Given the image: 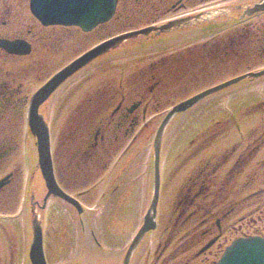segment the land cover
Here are the masks:
<instances>
[{"label":"rangeland","instance_id":"obj_1","mask_svg":"<svg viewBox=\"0 0 264 264\" xmlns=\"http://www.w3.org/2000/svg\"><path fill=\"white\" fill-rule=\"evenodd\" d=\"M7 2L0 0V34L22 33L32 42L33 53L12 61L0 56V84L7 83L14 93L20 90L9 102L13 108L7 104L13 113L0 110V151L8 152L0 159V180L15 174L0 192V264H28L31 244L32 210L26 204L30 168L24 160L31 138L17 110L19 101L98 44L100 38L111 37L112 32L204 14L197 26H175L177 35L171 46L168 41L133 39L122 53L99 59L76 75L51 101L54 105L48 121L61 184L71 194L80 195L88 210L85 220L95 223L96 238L113 254L110 258L120 254L121 260L152 196L149 159L165 114L195 94L264 69V8L245 19L231 18L237 13L233 14L236 5L262 0H171L170 4H165L166 0H119L116 19L93 34L42 27L29 11V0H13L16 8L13 11L10 7V12ZM207 25L217 28L206 33L201 28ZM62 31L68 37L57 36ZM253 80L210 96L177 118L168 130L162 155L158 228L142 244L145 255L138 258L139 264H159L156 258L162 251L169 259L176 255V264L184 263L186 252L179 248L185 245L187 249L186 242L199 230L194 224H183L186 216L182 218L180 213L185 197L195 198V190L198 193L205 184L207 197L200 194L195 203L213 207L217 214L231 210L232 217L223 224L233 223L243 214L248 216L252 209L245 210L246 204L256 207L257 193L264 194V78ZM135 104V129L132 131L129 123L119 127V117L125 112L121 105L131 108ZM97 129L101 133L95 141ZM133 136L137 142L123 154ZM93 143L96 146L91 147ZM81 147L82 152L90 148L89 163L92 166L95 160L97 170L90 177L65 176L64 169L70 170L68 164ZM77 160L82 165L77 173H84L79 157ZM37 211L45 222L47 263L79 264L87 251L82 243L91 240L88 227L83 229L74 214H65V208L56 202L50 201L42 213ZM93 246L92 239L91 253L102 256L104 249L99 252ZM107 260L111 264L112 259Z\"/></svg>","mask_w":264,"mask_h":264},{"label":"water","instance_id":"obj_2","mask_svg":"<svg viewBox=\"0 0 264 264\" xmlns=\"http://www.w3.org/2000/svg\"><path fill=\"white\" fill-rule=\"evenodd\" d=\"M117 0H44V6L40 5L38 17L46 24H60V25H77L85 31L106 22L111 19L116 8ZM264 5H256L255 11H260ZM183 21H177L159 28L160 31L165 32L172 29V27L179 26ZM188 23V21H186ZM151 30H144L139 33H131L109 40L106 43L99 45L92 51L72 63L65 70L57 74L51 81H49L34 97L33 107L30 111V121L32 129L35 128L38 133L43 131L41 121L38 116V106L43 103L68 77L72 76L79 69L88 65L95 58L114 49L121 42L129 38H134L138 34L146 35ZM14 46V45H11ZM11 49V47H9ZM264 76V71L258 73H251L240 77L238 79L227 82L221 86L213 88L181 105L176 107L164 120L158 130L155 146H154V164H155V193L151 203V207L145 218V223L135 240L133 241L128 251V258L132 252L138 247L147 232L156 227V210L159 195V162L161 142L165 130L171 120L180 112H183L194 104L204 99L206 96L226 89L234 84H237L245 79H256ZM38 140V150L40 155V164L42 166L43 176L46 186L49 190V195L57 193V186L54 180L53 168L49 152V140ZM33 229V242L31 245L30 258L32 264H46L43 254V237L40 222L35 219L32 222ZM221 264H264V242L260 240H252L249 242H242L236 244L231 251L227 254Z\"/></svg>","mask_w":264,"mask_h":264},{"label":"flooded vegetation","instance_id":"obj_3","mask_svg":"<svg viewBox=\"0 0 264 264\" xmlns=\"http://www.w3.org/2000/svg\"><path fill=\"white\" fill-rule=\"evenodd\" d=\"M182 0H177V3L181 2ZM171 0H166L165 4H170ZM182 5V4H181ZM241 5L242 4H238L236 5V7L240 8L237 10H241ZM183 7V6H181ZM202 13V12H201ZM200 13V14H201ZM203 14V13H202ZM244 14V12H243ZM202 17V16H201ZM5 28H10L6 25V23H4ZM55 29V28H53ZM65 28H61V30H64ZM77 31V30H76ZM30 33V32H29ZM28 33V34H29ZM66 31H62V34H59L57 36L61 35L63 37H68L66 34ZM249 34H247L248 36ZM246 36V38H247ZM43 38V36H42ZM66 39V38H65ZM0 40H9V41H15V40H24L27 41L33 50V44L32 42L25 37L22 33L20 32H16L14 35H10V36H6L4 34H0ZM0 56L4 59V60H22L24 58H20V57H15V56H11L10 54H8L7 52H5L4 50L0 49ZM29 57V56H28ZM9 85L7 83H3L0 84V110L2 108H5V111H11V113H13V111L11 109H9L7 107V104L11 105V108H13L12 103H9L10 101H12V99L14 98V96L16 95V91L14 93V91H10L9 90ZM17 92H20L17 91ZM32 93H28L24 96V100H20L19 101V106H18V113L20 114V116L23 118L25 117V109H26V105H27V101H28V97L31 95ZM4 100V102L2 101ZM4 106H3V105ZM138 104H141L140 102H138ZM124 108L125 112L122 113L119 117V122H118V126L122 127L123 125H125L126 123L129 124H133L131 130L133 131L135 129L134 125H136L138 122H136V118L134 117V114L136 113V108L137 105L135 104L134 106H132L131 108L128 107H123L121 105L120 109ZM133 108V109H132ZM118 109V110H120ZM16 110V111H17ZM25 119V118H24ZM100 130L97 129V134L95 136H93V139L95 141L98 140V136L100 135ZM134 133V132H133ZM132 133V135H133ZM137 136V135H136ZM133 136L132 140L129 141V144L127 146L126 149H123V154L128 153V151L133 147V145L135 144V142H137V137ZM104 144V143H103ZM94 145V143L91 145V147ZM96 146V145H94ZM90 148L88 149H84V152H82V147L79 148V150L76 152V154L73 156V158H71V163L68 164L70 167V170H66L63 171V174H65V176H69V177H76V176H84V177H90L94 174V172L97 170L95 168L96 162L95 160L92 162V166H90L91 164L89 163L91 161V154H90ZM97 148L95 149V152H97ZM96 154V153H95ZM8 152L7 151H0V159L4 156H7ZM99 154H96V156H98ZM77 157H79L80 161L82 162L84 168H81V171L85 172L83 173H77L79 172V167L82 166L81 163L77 160ZM242 163V160L239 161V164ZM56 176H57V180L59 182V184L61 183L60 181V172L57 170V162H56ZM13 174V173H12ZM15 174H13L14 176ZM12 179H8V182L10 180L9 183L12 182ZM61 185V184H60ZM5 188V187H4ZM4 188H2L0 190L3 191ZM66 190V189H65ZM205 189L202 186L199 190V194L204 195V198H206V194H205ZM199 194H196V197L199 196ZM259 194V195H258ZM262 191H260V193H257L258 195V200L255 202L256 207L252 208V205L249 206L248 204L245 205L246 210L247 209H252L251 212H249L247 215L248 216H244L243 218L240 219V225L239 228H235L232 227V229L235 230V232L233 230H230L232 225H237L238 223L233 222L232 225H228L227 223L224 224V231L222 232L221 230V212L217 214V211L213 208V207H206L204 208L202 205H200L199 203H195L193 201V198L190 199V197H193L191 195H187L186 198V202L187 205L184 207V209L182 210V215L186 214L187 211L190 208H195L194 211H192L191 213L188 214V216L185 218V221L183 222L186 223V226H189L190 224H194L193 226H195L197 230H199V232L194 233L186 242L188 248L185 249V245H182L183 248H179L182 251L185 250V259H184V263L183 264H216V261L220 255V252L222 251V247H223V243H227L229 240H232L236 237H247V236H252V235H257L259 237H263L264 238V194H262ZM256 195V196H257ZM195 197V198H196ZM246 200V199H245ZM215 204V202H214ZM254 209V210H253ZM202 210V215L199 217L198 214L199 212ZM204 212V213H203ZM231 213V210L226 211L223 214V218H226L229 214ZM256 213V214H254ZM199 218V219H196ZM213 219H215V221H219L217 223L214 222L212 223ZM217 223V224H216ZM253 225H255V231H252ZM230 226V228H229ZM204 229V231H203ZM230 230V231H229ZM231 236V237H228ZM185 236V234L183 235V237ZM225 236V237H224ZM236 236V237H234ZM222 237H224L223 239V243L220 242ZM213 240V244L212 246L207 249L204 250L203 248L205 247V243L207 241ZM170 242L166 243L165 248L168 247V244ZM147 250V249H146ZM139 253H137L136 257L134 258V261L141 256V255H145L144 254V250L141 249V247L139 248ZM147 252V251H146ZM165 252L166 251H162L158 257L156 255V259L159 261V264H166V262L171 261L170 264H176L175 262V256L173 254V256L171 255V258L169 259L168 256H165ZM159 253V251H158ZM156 260V261H157ZM133 261V260H132ZM140 262L138 261V264ZM135 264V263H134ZM154 264V262L152 263Z\"/></svg>","mask_w":264,"mask_h":264}]
</instances>
